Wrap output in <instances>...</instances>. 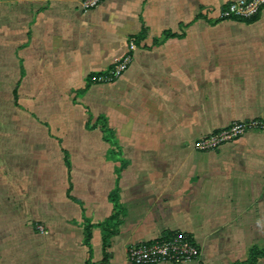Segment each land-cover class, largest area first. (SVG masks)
Here are the masks:
<instances>
[{
  "label": "crops",
  "instance_id": "obj_1",
  "mask_svg": "<svg viewBox=\"0 0 264 264\" xmlns=\"http://www.w3.org/2000/svg\"><path fill=\"white\" fill-rule=\"evenodd\" d=\"M234 1L105 0L84 11L83 0H0V264H131L133 245L167 232L199 246L183 264L246 261L243 235L225 227L248 224L233 209L264 189V131L194 149L234 123H264V9L253 23L220 20ZM143 30L117 80L77 95ZM167 32L176 36L153 46ZM116 187L125 216L105 253L99 225Z\"/></svg>",
  "mask_w": 264,
  "mask_h": 264
},
{
  "label": "built area",
  "instance_id": "obj_2",
  "mask_svg": "<svg viewBox=\"0 0 264 264\" xmlns=\"http://www.w3.org/2000/svg\"><path fill=\"white\" fill-rule=\"evenodd\" d=\"M105 0H83L82 9L91 11L97 9ZM264 9V0H239L226 4L219 12L220 20L245 21L256 18ZM135 42H130L129 54L119 63L109 75L99 81H114L131 65ZM246 125H234L220 132L212 133L198 139L194 148L199 152L219 150L227 141L243 134ZM44 232L43 228H40ZM131 264H183L198 261L201 256L199 246L187 233L177 232L171 237H160L156 240L133 245L128 251Z\"/></svg>",
  "mask_w": 264,
  "mask_h": 264
},
{
  "label": "trees",
  "instance_id": "obj_3",
  "mask_svg": "<svg viewBox=\"0 0 264 264\" xmlns=\"http://www.w3.org/2000/svg\"><path fill=\"white\" fill-rule=\"evenodd\" d=\"M259 16H257L256 18L241 21V22L253 23L259 18ZM175 36H176L175 34L167 32L164 34L163 39L161 41H155L153 46H157V45L163 43L164 41H166L170 38H173ZM131 40L134 41L135 43H140V42L144 41L145 40V30H143V33L140 36L131 38ZM113 69H114V66L110 67L106 72L94 73V74L89 75L87 77V80H86V85L77 93V95L85 94L94 83L99 81L101 78L109 75ZM92 119H93V116L90 114V120H92ZM99 120H103V118H100ZM89 128L92 129V127H90V126H89ZM101 132L104 134L105 141H107L111 145V147L113 148V151H111V156L114 155V149H119V146L115 142V137H114L113 131L108 128L105 120H104V124L101 126ZM67 162H68V160H67ZM120 163H121V167L116 169V174L118 176L117 186H118V181H119L121 172L124 169V167L126 166L125 162L123 160H120ZM109 201L114 206L113 214L108 220H106L104 223L99 225V227H101L103 230V249H104L105 253H106L107 249H109L111 247V239L116 235V233L118 231L117 229L121 225V221H122L121 219L123 216H125V209L123 208V206L121 205V203L119 201L118 188L117 187L110 194ZM92 227H93V225L88 224L85 228V231H86L85 244L90 249H91V246H90V241H91L90 229ZM174 234L175 233L167 232L163 236L168 238V237L174 236ZM263 259H264V247L261 249L253 248L249 252L248 260L243 262V263H240V264H258L259 261L263 260ZM105 263H106V260L100 264H105Z\"/></svg>",
  "mask_w": 264,
  "mask_h": 264
},
{
  "label": "rangeland",
  "instance_id": "obj_4",
  "mask_svg": "<svg viewBox=\"0 0 264 264\" xmlns=\"http://www.w3.org/2000/svg\"><path fill=\"white\" fill-rule=\"evenodd\" d=\"M219 19H220V16H219ZM135 51H136V45H135ZM115 80H117V79H115ZM114 81H106V82L101 81V82L108 84V83H113ZM240 124L246 125L243 134H241L239 137H237L235 139L227 141L225 144L222 145V147L226 144H231V143L239 140L240 138L246 136L252 130L264 131V123L255 122L251 126H248L245 123H241V122L238 123L237 122V123L232 124L231 126L240 125ZM231 126H229V127H231ZM229 127H227V128H229ZM227 128H225V129H227ZM225 129H221V130H218L216 132H220V131L225 130ZM213 133H215V132H213ZM206 136H208V135H206ZM203 137H205V136H203ZM217 151L218 150L209 151V152H217ZM261 179H263V178H261ZM250 197H251V199H250V204H249L248 209L245 208V205L243 206L242 209H241V207L240 208L236 207L237 205L233 209L234 216L238 215V213L243 212L244 217L245 216L249 217V223L248 224H242V225L240 223L231 224V225H227L225 227L227 232L232 231L234 234H239L240 236L243 235V243L241 244L242 248H239L238 250H240L239 251L240 257L239 258H244V255H246V253H248L247 256H245L246 261L248 260L249 252L251 249H253V248L261 249L264 247V189H263V191L259 190L258 192H255L253 194L251 193ZM247 235L249 236L248 241L246 240ZM247 250H248V252H247ZM259 263H260V261H259ZM236 264H240V262H238Z\"/></svg>",
  "mask_w": 264,
  "mask_h": 264
}]
</instances>
